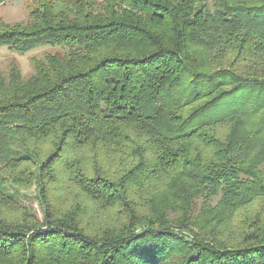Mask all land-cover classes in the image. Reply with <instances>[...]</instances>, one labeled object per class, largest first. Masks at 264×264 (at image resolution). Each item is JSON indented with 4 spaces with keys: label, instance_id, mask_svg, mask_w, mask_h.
<instances>
[{
    "label": "trees",
    "instance_id": "16d2710c",
    "mask_svg": "<svg viewBox=\"0 0 264 264\" xmlns=\"http://www.w3.org/2000/svg\"><path fill=\"white\" fill-rule=\"evenodd\" d=\"M27 8L0 46L62 51L0 73V264H264V0Z\"/></svg>",
    "mask_w": 264,
    "mask_h": 264
},
{
    "label": "rangeland",
    "instance_id": "374dc122",
    "mask_svg": "<svg viewBox=\"0 0 264 264\" xmlns=\"http://www.w3.org/2000/svg\"><path fill=\"white\" fill-rule=\"evenodd\" d=\"M210 1V0H209ZM27 0H5L0 4V18L5 22L23 21L27 18ZM62 51L57 45H38L28 51L18 52L6 46H0V73H6L12 62H15L23 77L33 72L31 57H42L46 52ZM24 194V195H23ZM21 196L22 203L28 206L39 219H42V210L32 188Z\"/></svg>",
    "mask_w": 264,
    "mask_h": 264
}]
</instances>
